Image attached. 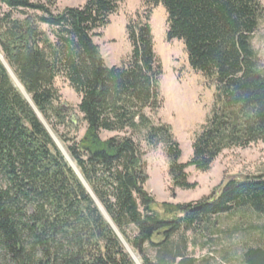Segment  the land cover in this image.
I'll return each mask as SVG.
<instances>
[{
  "label": "trees",
  "instance_id": "16d2710c",
  "mask_svg": "<svg viewBox=\"0 0 264 264\" xmlns=\"http://www.w3.org/2000/svg\"><path fill=\"white\" fill-rule=\"evenodd\" d=\"M123 2L86 0L57 11L56 0H0V55L79 173L0 60V256L9 264H135L112 225L142 264H198L188 246L199 233L210 236L216 218L247 210L264 224L263 177L230 180L196 202H156L145 190L139 143L165 145L172 187L183 190L196 187L187 168L207 172L224 150L264 144V75L252 47L260 0L147 2L163 6L166 41L182 42L191 69L216 89L186 163L170 126L153 118L163 69L147 15L126 25L131 53L122 66L108 67L93 41ZM57 78L80 99L79 140L59 134L69 121ZM242 261L264 264V250L246 249Z\"/></svg>",
  "mask_w": 264,
  "mask_h": 264
},
{
  "label": "rangeland",
  "instance_id": "374dc122",
  "mask_svg": "<svg viewBox=\"0 0 264 264\" xmlns=\"http://www.w3.org/2000/svg\"><path fill=\"white\" fill-rule=\"evenodd\" d=\"M85 1L56 0L55 9L60 11L66 7H79ZM147 2L148 0H124L118 12L110 17L109 25L99 29L93 41L99 47L101 57L108 67L122 66L128 61L131 53L126 25L137 15L142 18L147 15L153 36L154 52L163 69L160 81L162 106L153 118L155 122L160 121L170 126L182 153L180 162L186 163L192 155V143L210 114L216 89L210 80L191 69L182 42L166 41L167 14L163 6L158 5L153 8ZM260 3L264 8V0H260ZM252 47L264 75V16L253 36ZM13 84L18 90L21 88L16 81H13ZM54 85L60 95L58 106L67 112L69 121L67 126L58 129L59 134L79 140L85 130L77 109L80 99L63 78H57ZM52 133L60 141L53 131ZM107 136L109 135L104 134L102 137ZM58 141H56L57 145L66 156L64 145L60 141L62 147ZM139 143L145 153L144 160L148 175L145 190L158 203L196 202L207 198L213 192L218 194L230 180L264 178V144L257 143L247 148L224 150L207 172H199L193 167L187 168L188 182L195 183L196 187L191 190L173 189L168 172L170 160L165 145L151 147L142 140ZM215 220L216 225L210 236L207 235L208 233H199L194 238L196 246L191 244L188 246L189 253L198 264H242V255L246 249L264 250V224L257 215L241 210L222 215ZM129 231L133 233L131 228ZM129 253L135 256L139 264H142L137 254L130 250ZM147 254L151 260H155L153 248L149 247ZM0 264H9V261L0 256Z\"/></svg>",
  "mask_w": 264,
  "mask_h": 264
},
{
  "label": "water",
  "instance_id": "95a60500",
  "mask_svg": "<svg viewBox=\"0 0 264 264\" xmlns=\"http://www.w3.org/2000/svg\"><path fill=\"white\" fill-rule=\"evenodd\" d=\"M0 60L3 62V64H4V66H5V68H6V70H7V72H8V74H9V76L11 77V71H10V69L8 68V66L5 64V62L3 61V58H2V56L0 55ZM11 79H12V77H11ZM16 87V86H15ZM23 89V88H22ZM25 92V91H24ZM21 93V92H20ZM22 94V93H21ZM24 97V96H23ZM25 98V97H24ZM26 99V98H25ZM26 101L33 107V109H34V111H35V113L37 114V116H38V118L41 120V122L44 124V126H45V128L47 129V131L49 132V134L51 135V137H52V139H53V141L55 142V140H54V138H53V136H52V134H51V132H50V130H49V128H48V126H47V124L45 123V121L43 120V118L41 117V115L37 112V110L34 108V106H33V104H32V102L30 101H28L27 99H26ZM55 144H56V142H55ZM56 146L58 147V149L61 151V149L59 148V146L56 144ZM61 153H62V155L65 157V159L67 160V162L69 163V165L72 167V169L75 171V173L77 174V175H79V173H78V171L76 170V168H75V166L72 164H70V162H69V160L66 158V156L64 155V153L61 151ZM95 201V203H96V205H97V207H98V209L101 211V213H102V215L105 217V219L111 224V222H110V220H109V218L106 216V214H104L105 212H104V210L102 209V207L100 206V204L97 202V200H94ZM112 225V224H111ZM112 228H113V230H114V232H115V234L117 235V237L121 240V242L123 243V245H124V247L126 248V250H127V252L129 253V248H127L128 246L125 244V242L123 241V239H122V237H121V235L119 234V232L117 231V229L112 225ZM129 255H130V253H129ZM131 256V255H130ZM132 258V257H131ZM134 261V260H133Z\"/></svg>",
  "mask_w": 264,
  "mask_h": 264
},
{
  "label": "bare ground",
  "instance_id": "6f19581e",
  "mask_svg": "<svg viewBox=\"0 0 264 264\" xmlns=\"http://www.w3.org/2000/svg\"><path fill=\"white\" fill-rule=\"evenodd\" d=\"M12 77V76H11ZM12 79H13V81H16L13 77H12ZM21 89V88H20ZM19 89V91L22 93V95L25 97L26 95L23 93V91H22V89L20 90ZM28 101H29V99H28V97H25ZM30 102V101H29ZM131 257L133 258V260H134V262H135V264H139V262L134 258L135 256H133L132 254H131Z\"/></svg>",
  "mask_w": 264,
  "mask_h": 264
}]
</instances>
